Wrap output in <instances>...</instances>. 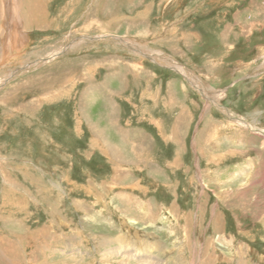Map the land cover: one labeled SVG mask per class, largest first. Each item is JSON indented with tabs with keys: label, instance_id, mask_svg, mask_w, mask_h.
<instances>
[{
	"label": "rangeland",
	"instance_id": "374dc122",
	"mask_svg": "<svg viewBox=\"0 0 264 264\" xmlns=\"http://www.w3.org/2000/svg\"><path fill=\"white\" fill-rule=\"evenodd\" d=\"M27 1L0 0V264H264V0Z\"/></svg>",
	"mask_w": 264,
	"mask_h": 264
},
{
	"label": "bare ground",
	"instance_id": "6f19581e",
	"mask_svg": "<svg viewBox=\"0 0 264 264\" xmlns=\"http://www.w3.org/2000/svg\"><path fill=\"white\" fill-rule=\"evenodd\" d=\"M21 1H22V0H21ZM31 1H32V0H31ZM39 1H40V0H39ZM14 2H15V1H14ZM25 2L28 3L27 0H25ZM25 2H23V3H25ZM29 2H30V0H29ZM19 3H20V2H19ZM21 3H22V2H21ZM18 5H19V4H18ZM25 5H27V4H25ZM37 5H38V4H37ZM37 5H36V6H37ZM30 6H31V8H32L34 5H30ZM36 6H35V7H36ZM42 6H43V5H42ZM42 6H41V4H40V7H42ZM37 7H38V6H37ZM37 7H36V8H37ZM27 8H29V7H27ZM31 8H30V9H31ZM7 9H8V8H7ZM21 9H22V8H21ZM32 9H33V8H32ZM40 9H41V8H40ZM40 9H39V10H40ZM42 9H43V7H42ZM25 10H26V9H25ZM27 10H28V9H27ZM0 11H1V10H0ZM18 11H19V10H18ZM32 11H33V10H31V12H32ZM43 11H45V10H43ZM43 11H42V12H43ZM7 12H8V11H7ZM42 12L40 11V13H42ZM45 12H46V11H45ZM43 13H44V12H43ZM18 15H19V14H18ZM40 16H41V15H40ZM35 17H36V16H35ZM32 18H33V17H32ZM42 18H44V17H42ZM15 19H16V18H15ZM39 19H41V18H38V20H39ZM42 20H43V19H42ZM4 22H5V21H4ZM26 23H27V22H26ZM36 23H37V22H36ZM39 25H40V24H39ZM39 25H38V26H39ZM249 27H250V26H249ZM83 31H84V30H83ZM174 34H175V33H174ZM174 34H173V35H174ZM186 37H187V36H186ZM220 37H221V36H220ZM3 51H4V50H3ZM52 55H53V54H52ZM173 65H175L176 67H178L177 64H173ZM27 68H28V67H27ZM184 72H186V71L183 69V73H184ZM186 73H187V72H186ZM184 74H185V73H184ZM190 80H191V79H190ZM191 81H192V80H191ZM237 119H238L239 121H242L243 124H247V121H246V120H244V119H242V118H239V117H238ZM249 124H250V123H249ZM250 125H251V124H250Z\"/></svg>",
	"mask_w": 264,
	"mask_h": 264
},
{
	"label": "water",
	"instance_id": "95a60500",
	"mask_svg": "<svg viewBox=\"0 0 264 264\" xmlns=\"http://www.w3.org/2000/svg\"><path fill=\"white\" fill-rule=\"evenodd\" d=\"M104 37H106V36H104ZM117 40H122V41H124V40L121 39V38H117ZM18 70H19V69H17L16 72H18Z\"/></svg>",
	"mask_w": 264,
	"mask_h": 264
}]
</instances>
